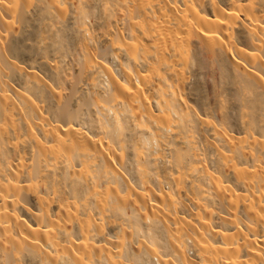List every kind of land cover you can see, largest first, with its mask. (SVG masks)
Masks as SVG:
<instances>
[{
  "label": "bare ground",
  "instance_id": "obj_1",
  "mask_svg": "<svg viewBox=\"0 0 264 264\" xmlns=\"http://www.w3.org/2000/svg\"><path fill=\"white\" fill-rule=\"evenodd\" d=\"M0 264H264V0H0Z\"/></svg>",
  "mask_w": 264,
  "mask_h": 264
},
{
  "label": "rangeland",
  "instance_id": "obj_2",
  "mask_svg": "<svg viewBox=\"0 0 264 264\" xmlns=\"http://www.w3.org/2000/svg\"><path fill=\"white\" fill-rule=\"evenodd\" d=\"M165 186H167V185H165ZM169 186V185H168ZM167 189H169L170 188V186L169 187H166Z\"/></svg>",
  "mask_w": 264,
  "mask_h": 264
}]
</instances>
